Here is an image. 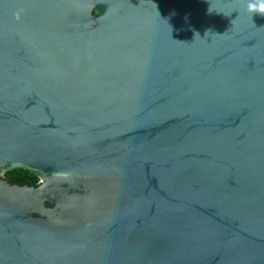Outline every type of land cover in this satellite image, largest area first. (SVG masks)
<instances>
[{"label":"water","instance_id":"95a60500","mask_svg":"<svg viewBox=\"0 0 264 264\" xmlns=\"http://www.w3.org/2000/svg\"><path fill=\"white\" fill-rule=\"evenodd\" d=\"M248 2L0 0V264H264Z\"/></svg>","mask_w":264,"mask_h":264},{"label":"trees","instance_id":"16d2710c","mask_svg":"<svg viewBox=\"0 0 264 264\" xmlns=\"http://www.w3.org/2000/svg\"><path fill=\"white\" fill-rule=\"evenodd\" d=\"M4 176L6 179L23 178L34 185H36V183L38 182V178L35 175L22 169H15L12 171H8L4 174Z\"/></svg>","mask_w":264,"mask_h":264},{"label":"clouds","instance_id":"9594fccd","mask_svg":"<svg viewBox=\"0 0 264 264\" xmlns=\"http://www.w3.org/2000/svg\"><path fill=\"white\" fill-rule=\"evenodd\" d=\"M247 11L252 14V16L254 14L264 16V0H249Z\"/></svg>","mask_w":264,"mask_h":264}]
</instances>
